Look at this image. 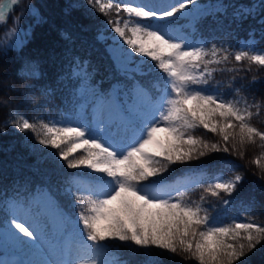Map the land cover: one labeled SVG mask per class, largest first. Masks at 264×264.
I'll list each match as a JSON object with an SVG mask.
<instances>
[{
  "label": "snow or ice",
  "instance_id": "1",
  "mask_svg": "<svg viewBox=\"0 0 264 264\" xmlns=\"http://www.w3.org/2000/svg\"><path fill=\"white\" fill-rule=\"evenodd\" d=\"M88 3L98 6L97 11L104 15L115 10L116 19H108L107 25L120 39L113 37L111 54L130 84L118 82L107 93L101 92L91 86L86 67L77 62L74 75L81 81L77 97L82 103L75 118L46 121L34 116L30 121L9 108L5 124L31 133L36 144L54 150L46 155L62 172L57 193L74 199L73 206L80 211L78 219L62 212L56 194L49 190L28 201L6 200L0 248L16 258H0V264H164L165 253L170 260L183 253L182 259L197 264H236L264 241V226L254 222L251 215L255 196L248 198L241 213L248 222L233 219L220 226L204 205L208 203L206 196L220 199L225 206L231 203L222 199L221 193L231 197L243 183L244 176L236 171L238 166L221 161L215 171L202 169L196 177L174 183H166L164 174L172 165L186 164L213 152L238 153L242 159L248 145L264 149V130L252 123L264 110V102L254 98L250 101L241 88H234L236 75L227 84L233 91L231 98L204 87L217 71H240L212 65H223L232 56L238 64L247 61V71L253 70L252 65L264 68V51L257 48L255 30L233 53L229 51L231 45L213 44L209 48L206 42L190 44L186 37L174 34V26L180 18L195 28L207 15H227L229 7L233 8L232 20L239 25L260 16L264 0L235 6L218 0L211 12H205L198 0ZM20 4L23 0H0V26L7 23L13 6ZM32 9L29 0L5 34H18L24 11L31 13ZM121 12L126 19L121 20ZM257 23L264 25V16ZM62 36L71 39L66 32ZM103 38L104 33H99L98 39ZM132 53L148 59H136ZM21 74L39 77L33 62L21 69ZM256 81L253 76L251 83ZM33 88L24 86L25 99ZM4 91L18 90L11 84ZM50 92L45 89L42 94L48 96ZM10 104V97H0V108ZM89 105L91 119L86 114ZM198 128L218 136L219 141L209 142L195 135ZM262 161L264 151L251 162L264 175ZM65 168L79 171L69 173ZM225 169L234 174L224 178ZM204 176H209L211 182L202 184ZM193 186L201 187L206 195L188 202L186 196Z\"/></svg>",
  "mask_w": 264,
  "mask_h": 264
},
{
  "label": "trees",
  "instance_id": "2",
  "mask_svg": "<svg viewBox=\"0 0 264 264\" xmlns=\"http://www.w3.org/2000/svg\"><path fill=\"white\" fill-rule=\"evenodd\" d=\"M28 2L29 0H23V4L13 6V11L8 13L7 23L0 26V97L11 98L9 107L0 108V226L7 215L4 204L6 200L28 201L46 190L56 194L62 212L78 219L80 211L73 206L74 199L57 193L62 172L46 155L47 152L54 150L36 144L35 137L31 133L19 132L11 124H5L9 108L18 110L30 121L34 116L46 121L60 120L64 116L75 118L78 105L82 103L77 97L81 81L74 75L77 62L86 67L91 86L101 92L107 93L118 82L130 84L129 81L124 80L104 44L98 39L99 33L107 32V20L116 19L117 14L114 9L104 15L97 11L98 6L90 5L88 0H30L33 9L31 13L24 11L18 25L21 29L19 36H8L5 34V29L12 27L13 18L21 15V9ZM102 2L107 3L108 0ZM252 2L253 0H223V3L233 6ZM232 11L233 8L229 7L227 15H207L195 25L194 30L190 31L191 36L206 42L209 48L213 44L231 45L229 51L234 53L240 48L241 42L248 39V33L255 30L257 47L264 49V37L261 36L264 25L257 23L260 16H264V12H261L255 20L249 18L238 25L232 20ZM122 15L123 12L119 14ZM186 22L187 20L177 18L176 25L184 26ZM65 32L70 34V40L62 36ZM13 43L15 47H8ZM29 62L37 66L38 78L22 76L21 69H27ZM247 64V61L238 64L234 57L230 56L225 64L212 65L211 67L218 69L236 68L240 71L215 72L209 84L204 86L205 90H215L223 93L225 98H231L233 91L227 88V84L230 78L236 75L234 88H241L242 94L250 101L254 98L264 102V68L252 65L253 70L247 71ZM156 71L159 72V69ZM253 76L257 77L255 83H251ZM11 84H15L18 91L5 93L4 88ZM25 85L34 86L33 92L27 99L24 96ZM213 85L216 86L215 89ZM45 89L51 90L48 96L42 94ZM33 100L38 103H31ZM86 114L91 119V105L88 106ZM252 123L264 130V110L259 117L253 118ZM194 134L202 136L209 142H217L220 139L203 128L196 129ZM259 143L257 141V144ZM261 151L264 149L256 145H248L242 159L238 153L213 152L186 164H175L164 174L165 182L181 181L187 175L196 177L202 169L215 171L219 162L231 161L238 166L236 171L244 176L243 183L231 197L221 193L222 199L231 201L229 205H223L216 197L206 196L208 203L204 206L209 208L210 214L221 222L220 226L231 223L233 219L237 222H248L247 217L241 213L248 198L254 195L256 204L251 210V215L255 218L254 222L264 226V175L251 162ZM38 161L42 162L38 163ZM64 171L70 173L79 170L65 168ZM233 174L225 169L224 178ZM209 182H211L209 176H204L201 180L204 185ZM201 195H206L203 189L193 186L186 200L199 201ZM153 251L160 250L153 249ZM183 255L182 253L170 260L169 255L165 253L162 259L164 264H197L195 260L182 259ZM236 264H264V241Z\"/></svg>",
  "mask_w": 264,
  "mask_h": 264
},
{
  "label": "rangeland",
  "instance_id": "3",
  "mask_svg": "<svg viewBox=\"0 0 264 264\" xmlns=\"http://www.w3.org/2000/svg\"><path fill=\"white\" fill-rule=\"evenodd\" d=\"M151 3H160L162 2V0H150ZM167 2L169 3H175L176 0H167ZM198 3L202 6V9L205 11V12H211L213 10V6L216 5L218 3V1H214V0H198ZM121 20L123 19H126L127 17L124 15L120 16ZM133 20H137V18L135 17H132ZM141 23H148V21H140ZM153 23H155V21H152ZM175 28V35H178V36H184L188 39L189 43L190 44H193V45H199L201 43V40L200 39H195L194 37L191 36L190 34V31L194 30L193 29V26L191 23H189V21L187 20L186 24L183 26L181 24H178L176 26H174ZM101 33H104V38L103 39H99L101 41V43L104 44L105 46V49L107 50V52L110 54L111 58H112V54H111V50L113 48V44H114V41H113V37H116V34L114 32H111V26H107V32L105 31H102ZM8 36H14V37H18L19 35L16 34V35H13L11 32L7 33ZM130 35V34H128ZM117 40H119L120 38L119 37H116ZM246 41V40H245ZM245 41H242L241 42V45L240 47L243 45V43ZM121 44H123V41L121 40L120 41ZM123 47L125 49H127L129 52H131V49H128V46L127 45H123ZM259 50L261 51H264V49H261L259 47H257ZM132 55L136 58V59H145L147 60L148 58L147 57H138L135 53H132ZM113 59V58H112ZM114 61V60H113ZM116 67H117V64L116 62L114 61ZM118 68V67H117ZM123 99V97H121ZM161 136H163V134H161ZM185 177H192L191 175H187ZM184 177V178H185ZM183 178V179H184ZM182 179V180H183ZM40 195H36L35 197H38ZM51 228V226H50ZM0 258L2 259H15L16 257L13 256L10 252H5L4 249L0 248Z\"/></svg>",
  "mask_w": 264,
  "mask_h": 264
}]
</instances>
